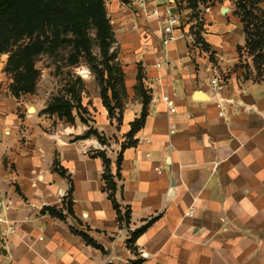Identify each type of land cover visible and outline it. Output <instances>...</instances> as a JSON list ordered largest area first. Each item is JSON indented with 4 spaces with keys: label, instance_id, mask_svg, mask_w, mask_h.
Wrapping results in <instances>:
<instances>
[{
    "label": "crops",
    "instance_id": "crops-1",
    "mask_svg": "<svg viewBox=\"0 0 264 264\" xmlns=\"http://www.w3.org/2000/svg\"><path fill=\"white\" fill-rule=\"evenodd\" d=\"M134 5L139 23L132 29L126 20L120 29L129 98L119 124L121 144L142 111L135 90L139 69L151 100L136 143L122 150L120 177L115 176V195L123 211L131 209L130 223L120 224L105 188L103 158L93 155L105 147L94 137L75 139L85 124L44 131L33 126L38 119L31 114L21 134L11 122L15 106L8 104L11 132L0 150L8 161L0 165V189L18 227L1 233L6 225L0 224V264H132L138 259L139 264H264V65L257 78L243 24L230 7L208 5L200 14L198 35L213 51L208 54L190 50L184 37L165 47L159 18ZM113 8H120L116 0ZM165 51L169 63L157 67ZM220 57L227 76L220 94L225 114L208 83ZM162 95L172 100L174 113ZM85 105L94 127L109 137L113 120L100 94ZM105 152L116 174L118 155ZM192 204L196 212L188 216ZM45 206H55L64 218ZM153 216L130 243L131 232Z\"/></svg>",
    "mask_w": 264,
    "mask_h": 264
},
{
    "label": "trees",
    "instance_id": "trees-1",
    "mask_svg": "<svg viewBox=\"0 0 264 264\" xmlns=\"http://www.w3.org/2000/svg\"><path fill=\"white\" fill-rule=\"evenodd\" d=\"M188 1L194 5L195 0ZM236 13L241 16L246 35L245 46L249 54L253 55L257 78H259L263 73L264 65V23L256 22L257 18L261 19L248 6L247 0L238 2ZM90 22L97 26L99 45L103 57L99 62L103 64V68L97 69L99 70L98 78L101 84L100 96L108 110L109 117L111 119L116 117L120 123L122 121L123 104L118 97V85L126 91L125 73L120 64L113 62L115 54L109 52L113 32L111 24L106 18L104 0H0V55L3 52H11L7 69L14 73L13 92L16 94L32 92L35 89L38 76L34 59L43 51L59 47L64 43H72L76 53L84 51L91 61L96 60V57L91 54L87 38V25ZM64 34L67 36H64ZM142 77V71L139 69L135 90L141 98L142 111L140 117L131 122V129L127 133L126 143L121 144L117 156V173L112 172L110 168L111 159L107 156L105 150L100 149L93 154L103 158L105 188L108 190L121 225L130 223L131 209L126 208L124 211L121 209L115 195L118 188L115 176L120 177L122 150L128 145L136 143L134 135L144 125L148 114L151 95ZM70 89L76 104L62 96L50 102L46 111L56 113L59 117H66L68 121L74 122L73 108L76 107L81 120L86 122L83 114H80V110H86V108L83 106L81 98L77 96V91L72 87ZM113 101L115 102L112 103ZM117 108H119L118 116L115 115ZM91 136H96L102 144H106L104 134L93 126H89L82 134L75 136V139H85ZM62 172L64 173V171ZM67 208L69 213H73L71 200H69ZM44 209L52 215L64 218V214L57 210L55 206H45ZM154 219L155 216L133 230L129 242H135L139 234L145 231ZM80 234L84 236L88 243L99 246L85 232H80ZM140 262L141 259H138L132 264H139Z\"/></svg>",
    "mask_w": 264,
    "mask_h": 264
},
{
    "label": "rangeland",
    "instance_id": "rangeland-1",
    "mask_svg": "<svg viewBox=\"0 0 264 264\" xmlns=\"http://www.w3.org/2000/svg\"><path fill=\"white\" fill-rule=\"evenodd\" d=\"M113 1L115 0H104L106 18L109 20L113 32L109 52L115 54L113 62L120 64L124 69V64L121 58V53L124 51L122 48V38L120 36V29L122 28L121 23L129 20L131 23L130 27L135 29L140 21V10L136 9L134 1L137 2L140 8L141 6L138 0H116L120 8L112 9ZM179 1L181 12L182 14H185V20L188 22H191L195 17L200 16L206 6L215 4H217L218 7H230V12L237 15L241 21V16L236 13V8L240 0H195L194 5L188 0ZM247 4L254 10L257 17L263 21L260 22L261 20L257 18L256 22L263 24L264 0H247ZM122 11L127 12L124 13ZM121 14H128V16L120 20ZM241 23L243 24L242 21ZM64 36L67 35L64 34ZM87 38L89 40L91 54L93 57H96L95 61H91L84 51L76 53L72 43H64L59 47L53 49L50 48L37 55L34 59V66L38 70V76L35 89L32 92H20L19 94L13 92L12 84L14 82V73L7 69V62L11 52H3L0 55V150H3L4 146L2 144L11 132L9 127L11 123L9 124L6 121L7 111H9L10 106H15V117L11 122H14L13 124L17 123L21 134H23L25 127H27L24 120L31 114L37 116L38 119V123L33 124V126L36 125L41 127L44 131H50L62 127L63 125H72L76 123H80L81 125L85 124V130H87L89 126L94 127L93 112L89 110L88 106L85 104L93 103L94 97L97 94H100L101 84L99 82L98 72L103 68V64L99 63L103 57L99 45L97 26L91 22L87 25ZM71 87L77 91V96L81 98L82 104L86 108V110H80V114H83L86 122L81 120L76 107L73 108V114L75 116L74 122L68 121L66 117L61 118L56 113L46 111L50 102H53L58 97L62 96H65V98H68L71 102L76 104V100L70 89ZM118 88V97L120 102H122L124 109L125 101H128L129 98L126 91L122 90L120 85H118ZM114 102L115 101L112 103ZM8 104L9 107L7 109L6 105ZM2 105L3 108L1 107ZM30 107H34V110L29 111ZM118 114L119 108L115 110V115L118 116ZM111 120H113L112 129L114 131L112 134L109 132V137L104 134L106 145L103 144V147H105V150L108 149L109 153L112 151L116 152L118 155L121 148L122 138L119 126L121 122L119 123L116 117H113ZM91 137H94L99 141L96 136ZM93 151L95 152V149ZM0 155L3 156L0 165L7 163L6 153L1 152Z\"/></svg>",
    "mask_w": 264,
    "mask_h": 264
},
{
    "label": "built area",
    "instance_id": "built-area-1",
    "mask_svg": "<svg viewBox=\"0 0 264 264\" xmlns=\"http://www.w3.org/2000/svg\"><path fill=\"white\" fill-rule=\"evenodd\" d=\"M142 11L146 15H155L159 18L160 31H161V41L165 47L178 37H184L186 39L187 45L190 50L205 49L208 54H213L211 49L204 46L203 41L198 35V26L202 21L201 16L195 17L193 21L188 22L185 20V14H182L180 9L179 0H138ZM149 2L152 3V8H149ZM161 6L164 10L161 11ZM167 52L161 55V59L156 62L157 67H161L169 63ZM216 60L211 66L212 74L209 77L208 83L210 91L215 96L216 104L220 110L221 114H225L224 98L220 96L221 92L224 90L227 84V76L220 69L219 61ZM162 99L169 104V114L175 112V107L172 100L167 95H162ZM152 103H155V99H152ZM161 172V170H159ZM9 207V200L5 197L2 190L0 189V224H5L6 229L0 231L1 233H13L18 227V222L11 219L8 216L7 210ZM196 212V207L192 204L189 210L186 212L188 216H194Z\"/></svg>",
    "mask_w": 264,
    "mask_h": 264
},
{
    "label": "bare ground",
    "instance_id": "bare-ground-1",
    "mask_svg": "<svg viewBox=\"0 0 264 264\" xmlns=\"http://www.w3.org/2000/svg\"><path fill=\"white\" fill-rule=\"evenodd\" d=\"M226 10H227V7H225L223 11H226ZM33 110H34V107H30V110L29 111H33Z\"/></svg>",
    "mask_w": 264,
    "mask_h": 264
},
{
    "label": "water",
    "instance_id": "water-1",
    "mask_svg": "<svg viewBox=\"0 0 264 264\" xmlns=\"http://www.w3.org/2000/svg\"><path fill=\"white\" fill-rule=\"evenodd\" d=\"M196 94H200V93H196Z\"/></svg>",
    "mask_w": 264,
    "mask_h": 264
}]
</instances>
